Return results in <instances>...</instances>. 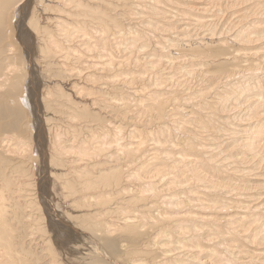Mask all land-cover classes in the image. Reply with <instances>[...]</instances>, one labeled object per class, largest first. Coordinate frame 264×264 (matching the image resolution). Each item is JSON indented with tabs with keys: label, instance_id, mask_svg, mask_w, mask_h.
Instances as JSON below:
<instances>
[{
	"label": "bare ground",
	"instance_id": "obj_1",
	"mask_svg": "<svg viewBox=\"0 0 264 264\" xmlns=\"http://www.w3.org/2000/svg\"><path fill=\"white\" fill-rule=\"evenodd\" d=\"M0 264H264V0H0Z\"/></svg>",
	"mask_w": 264,
	"mask_h": 264
}]
</instances>
